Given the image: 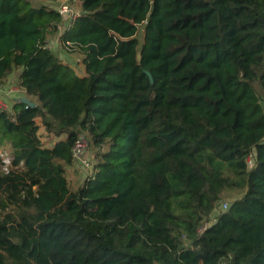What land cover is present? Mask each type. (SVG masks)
<instances>
[{"label":"trees","instance_id":"1","mask_svg":"<svg viewBox=\"0 0 264 264\" xmlns=\"http://www.w3.org/2000/svg\"><path fill=\"white\" fill-rule=\"evenodd\" d=\"M77 1L64 30L0 0V83L33 103L0 111V264H264V0ZM79 133L95 163L72 188Z\"/></svg>","mask_w":264,"mask_h":264},{"label":"rangeland","instance_id":"2","mask_svg":"<svg viewBox=\"0 0 264 264\" xmlns=\"http://www.w3.org/2000/svg\"><path fill=\"white\" fill-rule=\"evenodd\" d=\"M69 4L73 9H79L78 7V1L77 0H68ZM33 5H40V4H47L53 8H56L55 1L50 0H31ZM62 22V21H61ZM61 29L64 27V24H61ZM143 28L144 25L139 26L138 32H137V39H138V46L137 49L140 48L141 42H142V36H143ZM62 53V60L68 63L70 66L73 67V71L77 75L82 74V64H81V55L74 52H69L66 49L62 48L60 49ZM0 97H2L9 105L10 109L14 111L15 104H24L26 101H30L28 97L23 92V89L18 85L17 83V75L16 71H14L10 76H8L4 83H0ZM20 104L16 105V108H19ZM37 122L39 123V119H37ZM38 134L40 136V139L42 141V145L45 147H51L58 139L64 137V135H61L59 137L53 135V134H47L43 127L40 126L38 130ZM122 143V140L118 142L120 145ZM105 149V148H104ZM90 153L92 156L95 153V149L90 148ZM2 164L5 162H8L7 156H2ZM94 158L91 162V171L94 169ZM76 168L71 169L67 173V177L69 179V185L70 187L74 188L78 186L82 181L84 180L85 176H87L91 171L90 169H85L83 167L75 166ZM239 194H232L221 201L217 202L218 204L215 207V210L210 214V220H214L215 215L217 212L227 210L230 206L232 200L238 198Z\"/></svg>","mask_w":264,"mask_h":264},{"label":"built area","instance_id":"3","mask_svg":"<svg viewBox=\"0 0 264 264\" xmlns=\"http://www.w3.org/2000/svg\"><path fill=\"white\" fill-rule=\"evenodd\" d=\"M56 3V10L62 17V24H64V27L62 29H66L70 27L71 22L79 16V9H73L71 5L69 4L68 0H55ZM56 43V41L52 42L50 39L48 43L46 44L47 47H50ZM66 44L68 42L66 41ZM58 46V45H57ZM56 46V47H57ZM60 47V46H59ZM0 111H10V114L12 116V120H14V113L15 111H12L8 105V103L0 97ZM71 154L73 161L76 163L77 166L83 167L85 169H90L91 171V162L93 160V156L90 153L89 149V143L87 140V137L83 133H79L71 147ZM3 161V160H2ZM8 163V162H7ZM7 163L2 164V168L6 169ZM246 163L248 169H253L255 167V164L253 162V158L251 155H248L246 158ZM206 224H201L197 228V234L200 235V233L205 229Z\"/></svg>","mask_w":264,"mask_h":264},{"label":"crops","instance_id":"4","mask_svg":"<svg viewBox=\"0 0 264 264\" xmlns=\"http://www.w3.org/2000/svg\"><path fill=\"white\" fill-rule=\"evenodd\" d=\"M51 40H52V42H54V41H56V39L55 38H51ZM56 45H54V47H55ZM60 47L59 46H57L55 49H56V51H60L59 52V55H60V57L62 56V53H61V50L59 49ZM62 58V57H61ZM81 59H82V56H81ZM64 62V61H63ZM82 64V63H81ZM82 74L84 73V69H83V65H82Z\"/></svg>","mask_w":264,"mask_h":264},{"label":"water","instance_id":"5","mask_svg":"<svg viewBox=\"0 0 264 264\" xmlns=\"http://www.w3.org/2000/svg\"><path fill=\"white\" fill-rule=\"evenodd\" d=\"M26 103H27V104H31V105L33 104V103H31L30 101H26Z\"/></svg>","mask_w":264,"mask_h":264}]
</instances>
